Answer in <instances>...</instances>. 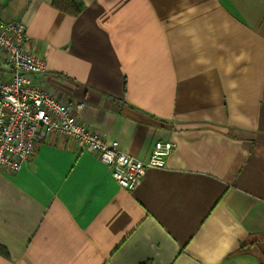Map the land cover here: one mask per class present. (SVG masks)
Returning <instances> with one entry per match:
<instances>
[{
  "label": "crops",
  "instance_id": "0c3cea01",
  "mask_svg": "<svg viewBox=\"0 0 264 264\" xmlns=\"http://www.w3.org/2000/svg\"><path fill=\"white\" fill-rule=\"evenodd\" d=\"M82 2L0 0V19L88 128L140 161L175 148L126 190L70 138L39 142L0 172V264H264V0Z\"/></svg>",
  "mask_w": 264,
  "mask_h": 264
},
{
  "label": "built area",
  "instance_id": "2783aa9c",
  "mask_svg": "<svg viewBox=\"0 0 264 264\" xmlns=\"http://www.w3.org/2000/svg\"><path fill=\"white\" fill-rule=\"evenodd\" d=\"M45 71V57L31 45L25 25L0 19V172L15 174L51 136L70 138L94 152L126 190L139 186L148 169L165 166L173 141H156L146 161L120 151L116 140L88 128L66 100L42 87L37 75Z\"/></svg>",
  "mask_w": 264,
  "mask_h": 264
},
{
  "label": "trees",
  "instance_id": "16d2710c",
  "mask_svg": "<svg viewBox=\"0 0 264 264\" xmlns=\"http://www.w3.org/2000/svg\"><path fill=\"white\" fill-rule=\"evenodd\" d=\"M52 5L71 16H77L84 7L82 0H52Z\"/></svg>",
  "mask_w": 264,
  "mask_h": 264
}]
</instances>
